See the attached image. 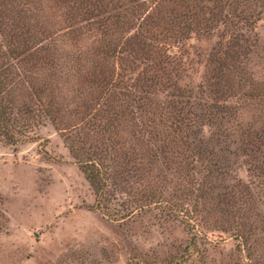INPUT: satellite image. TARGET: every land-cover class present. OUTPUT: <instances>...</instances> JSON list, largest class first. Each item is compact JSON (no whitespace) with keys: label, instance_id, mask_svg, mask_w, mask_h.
Returning <instances> with one entry per match:
<instances>
[{"label":"trees","instance_id":"16d2710c","mask_svg":"<svg viewBox=\"0 0 264 264\" xmlns=\"http://www.w3.org/2000/svg\"><path fill=\"white\" fill-rule=\"evenodd\" d=\"M8 2L0 4L4 143L39 140L36 131L51 125L93 193L92 210L121 220L154 207L181 218L191 233L189 252L198 224L185 200L203 214L198 221L250 239L257 224L248 188L219 182L227 155L264 170V88L248 70L264 0ZM14 9L19 16L9 24ZM219 24L231 33L210 53L209 73L196 91L201 103L181 83L171 50ZM249 100L263 102L257 121L244 119L252 107L238 105ZM203 124L214 131L206 136ZM117 193L125 195L120 211L111 207Z\"/></svg>","mask_w":264,"mask_h":264},{"label":"rangeland","instance_id":"374dc122","mask_svg":"<svg viewBox=\"0 0 264 264\" xmlns=\"http://www.w3.org/2000/svg\"><path fill=\"white\" fill-rule=\"evenodd\" d=\"M0 4L9 6L8 0ZM17 16L12 10L6 22L13 23ZM228 31L219 24L211 35H193L183 49L171 50L180 61L181 83L196 101L202 103L196 91L209 73L210 53L226 43L231 28ZM253 34L257 44L249 57V75L264 88V20L255 24ZM135 70L140 71L139 65ZM262 104L249 100L238 105L252 107L243 111L244 119L250 121L253 115L251 121H257ZM200 127L206 136L214 131L211 124ZM36 134L39 140L16 146L0 138V264H264V170L247 168L243 157L227 155L229 168L219 183L230 187L239 182L248 188L257 229L244 242L208 220L198 221V206L185 200L190 213L196 211L198 224L196 246L189 252L191 233L181 218L154 207L121 220L92 210L93 193L61 137L49 124ZM172 181L182 180L172 176ZM114 199L111 207L120 211L125 195L117 193Z\"/></svg>","mask_w":264,"mask_h":264}]
</instances>
